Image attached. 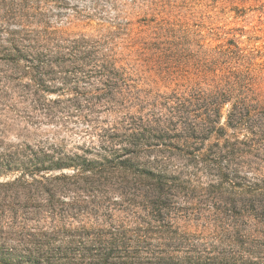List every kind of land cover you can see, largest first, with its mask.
I'll use <instances>...</instances> for the list:
<instances>
[{
  "label": "rangeland",
  "instance_id": "obj_1",
  "mask_svg": "<svg viewBox=\"0 0 264 264\" xmlns=\"http://www.w3.org/2000/svg\"><path fill=\"white\" fill-rule=\"evenodd\" d=\"M74 40L85 42L92 62L106 59L120 70L115 86L95 78L55 79L47 85L60 91L37 98L23 87L28 76L10 71L12 48L22 59H53L50 51ZM27 65L20 59V72ZM229 74L264 91V0H0V184L26 170L36 180L70 176L66 169H44L83 155L97 135L123 133L119 128L132 123L148 131L131 159L136 169L156 174L151 167L161 168L174 179L159 197L149 182L123 191L66 188L53 197L52 208L42 209L39 222L11 227V219L0 216V249L67 246L73 232L109 229L106 221L120 227L131 249L143 250L144 264H264V140L231 168L221 163L228 179L219 180L211 174L214 165L199 159L215 142L207 139L205 120L173 113L175 104L160 98L209 91ZM37 99L76 102L83 114L46 117L33 108ZM228 108L217 126L226 127ZM233 130L226 128L227 135ZM235 134L244 139L243 130ZM84 157L96 159L94 152ZM148 201L161 210L158 221ZM57 231L59 238L51 239Z\"/></svg>",
  "mask_w": 264,
  "mask_h": 264
},
{
  "label": "trees",
  "instance_id": "obj_2",
  "mask_svg": "<svg viewBox=\"0 0 264 264\" xmlns=\"http://www.w3.org/2000/svg\"><path fill=\"white\" fill-rule=\"evenodd\" d=\"M84 43L83 40H74L69 42L68 46H56L55 52L48 53V55L54 53L53 59L42 54H29L27 58L22 59L18 56V50L12 48L15 52L10 55L14 56L9 60L10 71L15 76H28L29 83L23 87L30 89L31 95L37 98L39 93H48L49 89L60 91L55 86L47 85L55 79L67 84L95 78L107 83L109 87L115 86L119 81L120 70L114 69L106 59L95 62L89 60L86 55L89 53H86ZM30 49L34 51L35 47ZM61 50L66 52L62 54ZM20 59L28 63L21 72L18 66ZM160 98L175 104L171 111L173 113L201 116L203 124L205 120L207 139L213 136L215 142L205 154L199 156V159L203 163L214 165L211 174L219 180L228 179V174L220 167L221 163L226 164L227 169L231 168L238 157L251 154V147L260 146L259 143L264 140L262 123L264 91L242 82L233 74L221 77L209 91L193 89L186 93H172ZM224 106L229 107L224 123L226 127L217 126ZM33 108L46 117L65 116L70 119L74 116H82L84 107L76 102L62 103L57 99L38 103L37 99ZM129 125L119 128L124 131L123 133L104 132L97 135L99 139L97 144L92 142V146L89 150H85L83 155L64 156L47 166L51 168L44 169V171H50L52 168L59 171L66 169L72 172L70 176H41L36 180L30 176L33 173L26 170V174H20L12 181L0 184V194L5 196L0 199V216H8L11 219V227H20V224L25 226L28 222H39L42 209L52 208L53 197L66 188L98 192L99 187L113 191L116 187V190L123 191L149 182L151 184L149 191L153 195L159 197L165 194V188L174 179L168 178L160 170L161 168L152 166L151 168L156 171L155 174L148 170H138L136 168L139 164L131 162V159L136 157L137 150L147 140L148 131L142 124ZM226 128L234 129L233 134L227 135ZM235 130H243L244 139H239ZM150 136L151 134L148 137ZM88 152H94L96 159L85 158ZM34 168L33 171L36 172L38 168L36 166ZM232 171L236 173L237 169ZM78 199L73 198L72 203H77ZM43 201L45 204H42ZM91 202L96 204L95 200ZM148 205L153 212L152 220L158 221L161 210L156 208L154 210L153 202L148 201ZM55 217L56 213L51 216L53 222H57ZM103 223L109 225V229L73 232L69 235L70 241L67 246L40 245L0 249V264H144L139 261L143 250L131 249L129 242L123 238L120 227L111 226L106 221ZM92 225H101V223L94 222ZM59 232H55L51 239H58Z\"/></svg>",
  "mask_w": 264,
  "mask_h": 264
}]
</instances>
